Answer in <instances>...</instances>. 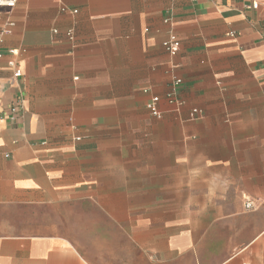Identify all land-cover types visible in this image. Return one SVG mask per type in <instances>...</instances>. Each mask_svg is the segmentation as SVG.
Returning a JSON list of instances; mask_svg holds the SVG:
<instances>
[{
	"label": "crops",
	"instance_id": "crops-1",
	"mask_svg": "<svg viewBox=\"0 0 264 264\" xmlns=\"http://www.w3.org/2000/svg\"><path fill=\"white\" fill-rule=\"evenodd\" d=\"M259 1L258 10L249 0H19L0 8V25L14 22L0 43V264H264ZM170 35L174 53L163 46ZM173 75L183 80L179 111L166 98ZM101 83L115 98L158 96L162 115L185 119L193 139L185 165L113 155L109 148L121 144L83 140V124L55 127L52 99ZM49 84L63 95H48ZM17 98L24 109L14 121ZM99 152L101 175L91 165ZM179 178L189 210L204 212L196 222H179Z\"/></svg>",
	"mask_w": 264,
	"mask_h": 264
},
{
	"label": "rangeland",
	"instance_id": "rangeland-1",
	"mask_svg": "<svg viewBox=\"0 0 264 264\" xmlns=\"http://www.w3.org/2000/svg\"><path fill=\"white\" fill-rule=\"evenodd\" d=\"M75 81V78H73ZM78 87L84 86L81 81H75ZM106 83L86 86L84 92L67 97H55L49 104L51 109V122L55 127H67L71 130V125L83 124V140H93L91 144L99 145L105 140L117 142L121 146L109 148L113 155L137 156L158 155L162 157L163 169L170 166H184L183 160L189 152V146L193 142L189 134V128L185 119H180L178 113L168 111L162 118L153 116L143 103L135 98L113 97V93L107 91ZM121 87V83L115 84ZM70 86V84H68ZM67 86V87H68ZM66 88V87H65ZM63 88L58 84H49L45 92L48 95L62 96ZM103 103V105H100ZM70 107L76 109V113L70 114ZM92 111V112H91ZM71 132V131H69ZM201 150L200 147H197ZM101 149V148H100ZM99 149V150H100ZM102 154H97V161L93 162L92 167H96L98 175L103 174L104 167L101 163ZM171 161V162H170ZM168 181L162 179V185ZM185 180L179 178V194L177 196V215L179 222L193 219L196 222L204 212L191 211L187 203V194L184 187ZM163 208L168 209V192L163 189L161 193ZM202 200V196H199ZM246 200V197H245ZM196 207V205H194ZM209 217H202L203 228L208 223ZM184 224L179 223V233ZM196 226V225H195Z\"/></svg>",
	"mask_w": 264,
	"mask_h": 264
},
{
	"label": "built area",
	"instance_id": "built-area-1",
	"mask_svg": "<svg viewBox=\"0 0 264 264\" xmlns=\"http://www.w3.org/2000/svg\"><path fill=\"white\" fill-rule=\"evenodd\" d=\"M249 1H250V7L252 9L258 10L261 8V3L259 0H249ZM18 2L19 0H0V8H7L9 10H13L17 6ZM262 14L264 18V10ZM13 26H14V22L12 20H6L2 25H0V43H2L4 41V38L12 32ZM68 35L72 37V32H69ZM176 45H177V37L175 35H170L163 42V46L165 47V49L171 53L175 52ZM10 52L12 54H16L18 51L11 50ZM1 57L2 54H0V58ZM9 63L11 65H14V61H11ZM21 76H22L21 69H16L14 72V78H19ZM182 84H183V80L177 75H173L170 81L169 90L166 94L168 103L177 111H179L184 104V102L178 97V91ZM145 92H148V90H145ZM146 107L153 116L158 118L162 116V109L160 108V98L158 96L152 97L147 102ZM23 109H24V100L22 98H17L11 107L12 120L14 121L18 120V118L22 114ZM76 139L81 140V136H77ZM245 208L247 210H253L255 208V202L250 198H246Z\"/></svg>",
	"mask_w": 264,
	"mask_h": 264
}]
</instances>
